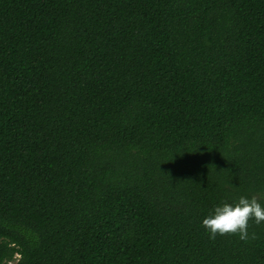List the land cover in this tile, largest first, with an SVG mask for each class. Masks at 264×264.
Here are the masks:
<instances>
[{
  "label": "trees",
  "instance_id": "trees-1",
  "mask_svg": "<svg viewBox=\"0 0 264 264\" xmlns=\"http://www.w3.org/2000/svg\"><path fill=\"white\" fill-rule=\"evenodd\" d=\"M253 196L264 0H0V264H264Z\"/></svg>",
  "mask_w": 264,
  "mask_h": 264
},
{
  "label": "clouds",
  "instance_id": "clouds-1",
  "mask_svg": "<svg viewBox=\"0 0 264 264\" xmlns=\"http://www.w3.org/2000/svg\"><path fill=\"white\" fill-rule=\"evenodd\" d=\"M254 220L259 225L264 222V207L253 196L251 199L241 197L239 202L232 206L224 204L214 209V214L203 219L202 226L210 233V238L216 235L238 234L242 241L249 237V221ZM256 234H251V239H256Z\"/></svg>",
  "mask_w": 264,
  "mask_h": 264
},
{
  "label": "rangeland",
  "instance_id": "rangeland-1",
  "mask_svg": "<svg viewBox=\"0 0 264 264\" xmlns=\"http://www.w3.org/2000/svg\"><path fill=\"white\" fill-rule=\"evenodd\" d=\"M12 264H14V263H12Z\"/></svg>",
  "mask_w": 264,
  "mask_h": 264
}]
</instances>
